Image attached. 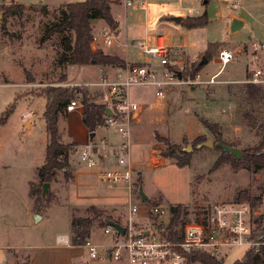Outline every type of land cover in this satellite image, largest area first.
Instances as JSON below:
<instances>
[{"label":"rangeland","instance_id":"1","mask_svg":"<svg viewBox=\"0 0 264 264\" xmlns=\"http://www.w3.org/2000/svg\"><path fill=\"white\" fill-rule=\"evenodd\" d=\"M15 1L28 5L24 6L22 17L11 16L4 20L0 12V113L13 106L7 122L0 127V261L3 260L0 264H96L90 263L82 244L74 245L71 242V222L90 217L87 211L90 206H95L115 221H124L131 204L141 208L155 204L164 208L181 205L185 209L183 220L186 223H199L205 220L210 205L233 202L237 192L247 191L251 196L261 197V202L253 206V210H260L264 215V170L252 172L244 168L234 169L230 162L215 167L220 158V152L215 147L196 149L201 142L223 140L231 144L237 142V149L240 150L258 141L248 128L242 129L245 121L242 114L246 108L240 102L234 86L246 80V62L247 72L260 69L264 73V54L260 55L259 51L251 54L247 50L250 56L247 61L243 57L225 66L217 78L218 84L206 88L174 87L171 91L172 101L159 107L155 106L153 95L143 93L140 88H131L133 101L140 103L143 97L148 101L146 110L131 124V138L137 147L135 163L138 166L132 178L131 192L134 196L131 202L124 188L98 191L92 186L90 176L79 175L75 178V168L79 170L84 166L78 156L71 154L74 177L65 180L62 173H58L57 180L49 183L47 194L43 201L41 199L37 210L34 198L38 189L41 192L42 186H39L37 169L44 162L47 134L42 118L45 99L36 95L50 86L95 82L100 74L91 65L77 67L59 63L64 52V40L73 39L71 32L51 34L44 39L46 29L59 20L60 12L67 3L84 0ZM110 1L111 14L120 24V32L114 33V43L134 38L136 32L144 33L143 23H147L146 31L151 35L154 33L153 36L169 34L174 45L186 43L188 47L184 50L191 56L180 52L187 62L196 55L200 61L201 54L210 43L222 44L220 49L226 48L232 52L241 46L251 48V39L264 43V0H241L238 12L230 8V4L238 0H152L145 13L140 9L141 2L138 0H122L124 4L122 1ZM127 1H130V7L125 5ZM2 2V5L8 6L13 0ZM167 4H180L182 13L188 17L206 13L208 23L203 28L187 30L165 21L162 14H172L173 9ZM43 6L47 8V13H44ZM133 9L137 12H132ZM233 14L244 17L246 22L240 30L231 34ZM136 15L140 18L138 22L134 19ZM91 26L93 37L100 41L101 32L108 28L107 25L95 19ZM21 67L37 78L33 82L36 85H21L25 81L19 77L24 76ZM155 67L160 72V66ZM219 69L214 58L204 65L200 73L210 76ZM62 78L65 81H61ZM239 78L243 82L232 84L227 80ZM80 112L81 108H77L59 120L63 143H66V135L73 132L80 134V127L83 126ZM201 119L216 125L217 138ZM26 121L32 124L29 130L28 125L23 128ZM104 129L98 130L94 144L98 145L101 139H105L107 144L111 141L121 142L113 128ZM154 133L178 145L188 155L181 158H188L189 164L177 168L172 160L162 158L160 152L166 147L156 141ZM86 137L89 139V133ZM142 149L155 152L158 157L156 161L153 160L156 166L147 168L140 154ZM134 185H138L137 192L139 186L142 187L148 198L146 203L137 200ZM29 192H35L34 198L30 197ZM168 219L167 214L160 221L166 222ZM180 225L177 228H181ZM100 228L93 226L89 235L97 243L108 240ZM63 232L69 235L70 248L52 247L54 235ZM246 250L245 246L224 248L222 259L227 263L233 262L241 258ZM36 254L39 256L34 260Z\"/></svg>","mask_w":264,"mask_h":264},{"label":"built area","instance_id":"2","mask_svg":"<svg viewBox=\"0 0 264 264\" xmlns=\"http://www.w3.org/2000/svg\"><path fill=\"white\" fill-rule=\"evenodd\" d=\"M125 5L131 6L130 1L125 2ZM240 6V1L230 4L233 12H238ZM140 9L145 10L144 3H140ZM101 33L100 41L93 37L90 45L94 52L114 44V31L106 28ZM154 40V44L144 39L132 46L142 58L141 63H125L124 67L116 68L112 76L103 74L95 82L62 84V87L84 86L93 93H101L98 102L112 113L111 116L106 114L104 128H113L121 142L107 144L105 139H101L96 145L90 141L77 146L73 154L78 156L79 162L87 171V176L92 178L93 187L105 191L124 188L128 191L127 197L130 202L134 196L131 192L132 178L138 167L130 162L131 124L137 120L135 115L143 112L142 106L131 100V88H149L156 102H167L174 87L206 88L218 84L217 78L221 70L235 58L234 52L222 48L214 57L220 66L215 74L202 76L198 71L191 76L192 69L199 67L200 61L197 57L187 62L177 47L164 44L159 37ZM251 48L253 52H264V43L252 41ZM158 65L161 68L160 72L155 67ZM263 75L260 69H255L248 73L249 77L244 83L264 84ZM77 108L82 109L78 96L68 103L65 113H72ZM108 149L111 150L116 163L111 168L103 167L100 159L95 157L99 152L104 156ZM143 158L147 168L156 166V162L150 161L148 156ZM137 200H140L139 195ZM253 209L249 203H215L207 208L204 221L186 223L177 228V233L173 235L169 230L170 208H164L160 204L146 205L142 208L137 204H131L127 208L126 219L116 221L125 228L123 234L105 222L100 232L108 240L97 243L87 237L81 246L90 263L96 264H189L188 253L192 249H202L217 258H222V250L232 246H245L253 253L262 255L264 240L261 237H254L252 232L254 220L262 215V212ZM167 214L168 221H160ZM55 244L70 247L69 235H56Z\"/></svg>","mask_w":264,"mask_h":264},{"label":"trees","instance_id":"3","mask_svg":"<svg viewBox=\"0 0 264 264\" xmlns=\"http://www.w3.org/2000/svg\"><path fill=\"white\" fill-rule=\"evenodd\" d=\"M118 3V0H115ZM113 3V2H112ZM44 13H47V8L42 7ZM25 7L19 3L11 2L8 6L0 5V12H2L3 19L7 17L17 16L22 17ZM59 20L46 29L44 39L51 34H61L71 32L73 39H65L63 46L64 52L59 63H65L70 66L84 67H110L119 68L124 67L125 62L117 56L104 54L101 51H92L91 43L93 40L91 22L95 19L102 20L109 29L116 31L118 24L111 14L110 0H84L82 2L67 3L61 10ZM208 18L206 13L197 17H186L182 20L180 25L187 30H194L203 28L207 25ZM222 44H208L201 59L204 58L206 63L211 62ZM201 67L192 69L190 73L194 76ZM26 83L32 84L34 79L32 75L23 70ZM249 76L247 75L246 78ZM61 81H65L62 78ZM237 89L240 102L245 106L242 114L244 121L242 129L249 130L252 135L258 139L255 145L247 144L241 151V158L237 159L230 153L215 147L220 152V158L215 167L221 163L230 162L234 169L244 168L247 171L258 172L264 170V84L243 83L241 85H234ZM36 96L45 99V106L42 113V118L45 124L47 134V143L45 147L44 162L37 169V177L39 179V186L43 183H52L57 180L58 173H62L65 180L72 179L74 168L70 163V156L74 153L76 143H63L62 134L59 129V120L65 116V108L68 103L76 96L79 97L82 104L81 122L86 128L89 135L95 133L98 128L104 127V119L106 116L105 105L98 102L101 97L100 92L93 93L84 86L75 87H60L50 86L44 88ZM23 98L18 96L17 98ZM16 98V99H17ZM13 106H10L6 111L0 113V127L5 125L9 115L11 114ZM203 125L217 138V128L206 120H202ZM246 126V127H245ZM156 141L162 143L166 149L160 152L164 159L172 160L177 168H183L189 164L188 158L181 157L188 156L176 144L170 143L167 138L160 137L154 133ZM219 138V137H218ZM185 140V139H184ZM220 142L224 145L237 149V142L226 143L223 140ZM139 185V184H138ZM138 185L136 187V194ZM29 192L30 197L35 196V207L38 210L41 203V192ZM236 203H249L252 207L261 202V197L251 196L247 191H239L234 196ZM146 203V202H145ZM90 217L77 218L71 222L72 244H81L90 235L93 226H103L106 221L113 220L111 216L104 215V212L97 209L95 206L88 208ZM171 219L169 221V230L175 235L178 225L183 226L186 221L183 220L185 216V209L181 205L171 206ZM183 224V225H182ZM254 237H261L264 240V215L258 216L254 220L252 229ZM189 264H264V250L262 255H258L247 249L243 256L233 262H225L222 258H217L209 252L202 249H192L188 253Z\"/></svg>","mask_w":264,"mask_h":264},{"label":"crops","instance_id":"4","mask_svg":"<svg viewBox=\"0 0 264 264\" xmlns=\"http://www.w3.org/2000/svg\"><path fill=\"white\" fill-rule=\"evenodd\" d=\"M3 1V0H2ZM1 1V3H0V5H2V2ZM122 0H118V2H121ZM138 1H140L141 3H144V6H145V10H144V13L145 12H147L148 11V9H149V4L152 2V0H138ZM238 1H241V0H238ZM13 2H16V3H18L17 1H15V0H13ZM122 3L124 4V2L122 1ZM21 5H23V6H25V7H27L28 5H25V4H21ZM30 5H33V4H30ZM170 6H172L173 7V9H171V12H172V14L171 13H169V12H167L166 14L164 13V14H162V16H165L164 17V20L165 21H169L168 20V18H170V17H176V16H180V17H182L183 19L184 18H186V17H188V16H186V15H184L182 12V6L179 4V5H176V6H174V5H169V4H167V7H170ZM180 6V7H179ZM130 7V6H129ZM132 12H137L136 11V9H133L132 10ZM143 12V11H142ZM125 13V12H124ZM125 15V14H124ZM114 18V17H113ZM233 18H235V19H237V20H239L240 22L237 24V27H236V31H234V32H237L238 30H240V28H242L244 25H245V18L244 17H240V16H236V15H232L231 16V20L233 19ZM134 19H135V21L136 22H138V21H140V18L136 15V16H134ZM182 19V20H183ZM115 20V19H114ZM116 21V20H115ZM117 22V21H116ZM182 22V21H181ZM180 22V23H181ZM117 24H118V29L116 30V31H114L115 32V34H118L119 32H120V30H119V22H117ZM91 25H92V22H91ZM142 25V27H144V33H142V32H136L135 33V35H134V38H129V39H127L125 42H118L117 41V43H114V45H112V47H110V48H102L101 49V52H103L104 54H108V55H112V56H117V57H119L120 59H122L125 63H128V64H133V63H141L143 60H142V58L141 57H139L138 55H137V53L132 49V46L134 45V44H136L137 42H139V41H141V40H144V39H146L149 43H151V44H154L155 43V40H154V38H160V39H162L163 41H164V44H166V45H169V46H175V47H177L178 48V50H179V52L181 51H183V52H186L184 49L186 48V47H188V45L186 44V43H180V44H178V45H174L172 42H171V39H170V35L169 34H165V35H157V36H153L154 35V33L151 35V34H149L147 31H146V29H147V23H143V24H141ZM176 26H181L180 24L179 25H176ZM182 27V26H181ZM185 29V28H184ZM252 41H258V42H260V43H262L260 40H258V39H251V42ZM246 50L247 51H249V52H251V54H252V52H253V50H252V48H248V47H246V46H241V47H238V48H236L235 50H234V54H235V58H234V60H237V59H239V58H246V61H247V57H250L249 56V54H247V52H246ZM181 52H180V54H181ZM189 56H191L188 52H186ZM203 54V53H202ZM201 54V55H202ZM264 53L263 52H261L260 53V55H263ZM258 55H259V53H258ZM252 56H254V55H252ZM197 57V55L196 56H194V57H192L190 60H189V62L191 61V60H193L194 58H196ZM11 59V61H13V58L11 57L10 58ZM214 59V58H213ZM209 63V62H208ZM208 63H206V64H208ZM247 63L248 62H246V65H245V68H246V73L245 74H248V73H250L251 71H249L248 70V72H247V69H248V67H247ZM205 64V65H206ZM17 65H15V67H16ZM91 67H96L97 68V71H98V73L100 74V76H102L103 74H106V75H109V76H112L113 75V73H115V70H116V68H110V67H97V66H91ZM204 67V66H203ZM203 67L199 70L200 72H201V70L203 69ZM21 68H23V70H26V68L25 67H21ZM27 71V70H26ZM24 74V73H23ZM264 74V73H263ZM206 75H208V73L206 74ZM99 76V77H100ZM21 79H23V80H25L21 85H23L24 86V84L26 83V79H25V75L24 76H19ZM32 77H33V79H34V82L37 80V78L34 76V75H32ZM6 79H8L9 80V78L8 77H6ZM227 80H229V81H232V84H235V83H239V82H243V80H242V78H239V79H237V80H234V79H227ZM7 85H11V84H7ZM33 85H36V84H34V83H32V84H28L27 86H33ZM139 90H141L143 93H148V94H150V95H153V93H152V90L151 89H149V88H140ZM172 91V90H171ZM142 93V94H143ZM172 93H171V98H170V100L169 101H167V102H155V106L156 107H159L160 105H162V104H166V103H168V102H170V101H172ZM131 98V97H130ZM140 98V97H139ZM132 100V99H131ZM133 101V100H132ZM134 102H137V101H134ZM138 104H140L141 106H142V111H145L146 110V108H147V103H148V101H147V98H145V97H143V100L142 101H140V103L139 102H137ZM145 106V107H144ZM145 109V110H144ZM80 114L82 115V109H81V112H80ZM140 115H141V113H138L137 114V120L140 118ZM25 125H28V129L27 130H29V129H31V127H32V124H31V122H29V121H26L25 123H24V125H23V128L25 127ZM101 128H98L96 131H95V133H94V137H93V139H92V142L94 141V138H95V136H96V133L98 132V130H100ZM104 130H108V129H104ZM80 134L79 135H76V133L75 132H73V134L72 135H66L65 136V142L66 143H76L78 146H80V144H86V143H88V142H90L91 140H90V138L89 139H87L88 137H86V135L88 136V132H87V130H86V128L84 127V125L83 126H81L80 127ZM104 138V137H103ZM77 140V141H76ZM110 144H118V142H109ZM136 151H137V147H136V143H135V141H133L132 140V138H131V147H130V162L132 163V164H136L135 162V154H136ZM100 153V152H99ZM98 153V155H97V157L100 159V162H101V164H102V166L103 167H109V168H111V167H114L115 166V158H114V156L111 154V150L110 149H108L107 150V152L106 153H104V156H102V155H100ZM143 157L144 156H148L149 157V160L151 161V160H155L156 158H158V157H156L155 156V152L153 151V152H151V151H149V150H147V149H142L141 150V153H140ZM137 165V164H136ZM86 169L85 168H81V169H79L78 170V168L76 169L75 168V178H77L79 175L81 176V175H86L87 176V174H86ZM121 189V188H120ZM100 190H103V189H98V191H100ZM116 190H118V189H116ZM59 234H67V233H65V232H63V233H56L55 235H54V237H53V244H51V246L52 247H60V248H70V247H64V246H58V245H56L55 244V236L56 235H59ZM39 256V255H38ZM38 256H37V254L35 255V259L34 260H36L37 258H38ZM3 261V260H2ZM2 261H0V263L2 262ZM32 261H33V258H32Z\"/></svg>","mask_w":264,"mask_h":264},{"label":"water","instance_id":"5","mask_svg":"<svg viewBox=\"0 0 264 264\" xmlns=\"http://www.w3.org/2000/svg\"><path fill=\"white\" fill-rule=\"evenodd\" d=\"M182 19L183 18L180 17V16L168 18V20L170 22L174 23L175 25H179L180 22L182 21ZM239 22L240 21L237 20V19H235V18H233L231 20V34H233L234 31H236L235 29H236L237 24ZM205 64H206V60L204 58H202L200 60L199 67L204 66ZM178 77L180 78V74H178ZM106 114L109 115V116L112 115L111 111L109 109H107V108H106ZM93 137H94V133H91L89 135L90 140H92ZM202 147H210V148H212V147H218V148L224 150L226 153H230L231 155H233L237 159H240L241 158V151L239 149H235V148L229 147L227 145H224L220 141H217L216 143L207 141V142H201L198 145H196V149H200ZM49 187H50V184L49 183H43L42 184V186H41V199H42V201L44 200V198H45V196L47 194V191H48ZM138 195L140 197L141 202L144 203V202L147 201L148 198L145 195V193L143 192L141 186H139V188H138ZM37 218H38V216L35 215V219H37ZM106 223L109 224V225H111V226H113V227H115L119 231V233H121V234L124 233L125 228L122 225H120L118 222L108 220V221H106Z\"/></svg>","mask_w":264,"mask_h":264}]
</instances>
